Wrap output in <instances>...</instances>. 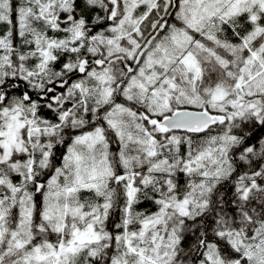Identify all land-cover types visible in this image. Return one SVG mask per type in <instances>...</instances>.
Returning a JSON list of instances; mask_svg holds the SVG:
<instances>
[{"label":"snow or ice","instance_id":"1","mask_svg":"<svg viewBox=\"0 0 264 264\" xmlns=\"http://www.w3.org/2000/svg\"><path fill=\"white\" fill-rule=\"evenodd\" d=\"M0 264H264V0H0Z\"/></svg>","mask_w":264,"mask_h":264}]
</instances>
